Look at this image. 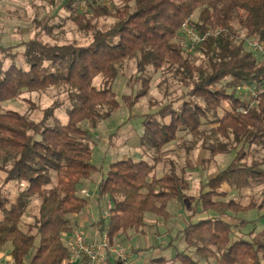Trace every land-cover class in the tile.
<instances>
[{
    "label": "trees",
    "instance_id": "obj_1",
    "mask_svg": "<svg viewBox=\"0 0 264 264\" xmlns=\"http://www.w3.org/2000/svg\"><path fill=\"white\" fill-rule=\"evenodd\" d=\"M44 2L53 15L48 13L35 38L11 47L0 40V251L9 249V260L17 264H71L67 242L90 206L80 188L99 170L92 163L90 134L120 109L114 84L129 67L131 106L149 94L158 74L157 87L165 90L160 109L143 117L141 149L159 154L178 142L188 156L200 148L209 153L201 161L204 170L217 155L232 160L201 183L196 196L190 195L189 163L178 170L171 161L170 171L159 177V157L153 165L143 157L112 162L97 187L96 202L105 205L94 224L99 233L108 230L115 246L131 232L144 234L147 217L167 222L171 206L187 201L196 210L177 237L185 251L172 261L264 264V94L246 90L264 85V52L258 48L264 46V0ZM103 19L114 22L101 24ZM68 21L87 38L85 44L43 40ZM186 23L198 43L185 35ZM50 90L65 100L56 96L39 110L40 120L2 107ZM246 190L260 192L262 201L254 193L244 204ZM33 199L39 200L38 214L26 224ZM250 211L257 216L239 217Z\"/></svg>",
    "mask_w": 264,
    "mask_h": 264
},
{
    "label": "rangeland",
    "instance_id": "obj_2",
    "mask_svg": "<svg viewBox=\"0 0 264 264\" xmlns=\"http://www.w3.org/2000/svg\"><path fill=\"white\" fill-rule=\"evenodd\" d=\"M82 8L85 9V4L82 5ZM53 10L52 6L46 4L44 0H0L1 44L4 47H11L26 42L31 38H35L39 32L37 28L40 27V25L42 26L46 21L48 22V13L53 15ZM66 14L67 13L62 12L61 15L62 17H66ZM113 22L114 21L111 19H103L101 24H112ZM41 37H43V40L46 42H54L55 38H58L63 42L77 40L82 45L86 43L87 39L84 34L78 31L76 25L70 21H68L64 27L56 28L50 38L45 34ZM19 50H22V48H19ZM192 50L193 49L190 51ZM125 72L126 75L119 76L114 84V91L121 105L120 109L111 118L103 121L96 130L92 131L89 138L93 149L92 163L99 170L92 174L89 179L82 182L83 187L80 188L79 194L82 197L90 199V206L84 213L87 214L88 221L83 225L79 224V227L76 229L88 238H91L89 234L95 231L94 226H91V222L95 220V215L100 219V217H102L101 210L103 211V208H105V205L101 206V208L99 207L96 202V193L99 182L102 180V177L105 176L112 162L128 158L138 159L143 157L144 161L153 165V159L159 157L161 158V162L157 164L156 169L157 176L159 177L165 174V172L167 173L170 171L168 164L171 163V161L176 164V169L178 170H180V167L185 163H189L190 167L187 169L189 171L187 176L192 182L190 195L196 196L200 184L206 182L209 176H213L218 171L225 169L232 160V156L217 155L214 159L212 158V160L209 161L210 168L204 170L201 161L207 160L209 158V153L200 148L192 151L188 156L183 150L178 149L180 145L178 142L165 146L159 154H155L151 150L141 149L140 137L143 134V117L147 114L155 113L160 109L159 102L165 101V90L158 89L157 87V84L161 82V75L158 74L151 84L149 94L141 98L136 105L131 106L134 93V80L132 77L134 76V71L128 67L125 69ZM101 82L102 80L99 79L97 85ZM56 96L61 101L65 100V97L60 95L57 90H50L46 93L25 94L22 100L4 104L2 107L30 114L35 120H40L42 114L39 113V110L50 107L55 101ZM154 102L156 105L153 104ZM32 104H34V108H32ZM35 106L37 107L36 109ZM156 106L159 107L157 108ZM58 114L60 116L64 115L62 111ZM184 139L187 142H194V139L189 136ZM0 176L1 187V180L4 175L0 174ZM13 187L14 186L10 185L6 191L12 190ZM254 193L256 195L255 199L261 202L263 198L260 192L256 193V191L251 190H246L242 193V202L244 204L249 203V197ZM238 197H240V195H238ZM101 202L104 203V201ZM184 205L183 207V205L173 204L170 209L172 217L167 222H163L153 216L147 217L148 226L144 228V234L140 232H131L127 234L126 240L122 241L120 238L115 246L129 248V254H132V248H139L140 250H146V248H148V250L141 253L139 252V254L135 256L133 259L134 264H160L156 261H151L159 257L169 261L167 263L163 262L162 264H181L180 258L172 261L178 253L184 252L186 248L181 237L177 239L179 236L178 232L184 229L187 218L196 210L193 207L194 204L187 201ZM38 206L39 200L33 199L28 209V216L24 220L26 224L34 223V216L38 214ZM249 215L251 214L240 213L239 217L247 218ZM249 231L250 227L246 228L243 232L247 233ZM128 239L129 242L127 241ZM170 242L173 243L170 248L155 254L157 251L155 249L167 246ZM8 250L6 249L3 252L0 251L1 263L9 259L7 256ZM133 257L134 256H131V258ZM262 260L264 262V255ZM210 263L216 264L214 260H211Z\"/></svg>",
    "mask_w": 264,
    "mask_h": 264
},
{
    "label": "built area",
    "instance_id": "obj_3",
    "mask_svg": "<svg viewBox=\"0 0 264 264\" xmlns=\"http://www.w3.org/2000/svg\"><path fill=\"white\" fill-rule=\"evenodd\" d=\"M182 29L192 44L199 42L200 38L187 23L182 26ZM258 48L264 52V46H259ZM246 90L252 96H258L264 94V85L261 88L249 87ZM104 215L109 217L108 213ZM98 236H100L99 239L90 240L82 232L75 230L67 242L70 250L69 262L71 264H118V262H120L119 264H132L129 248L111 246L108 230ZM0 264L17 263L8 259L5 263L0 262Z\"/></svg>",
    "mask_w": 264,
    "mask_h": 264
},
{
    "label": "crops",
    "instance_id": "obj_4",
    "mask_svg": "<svg viewBox=\"0 0 264 264\" xmlns=\"http://www.w3.org/2000/svg\"><path fill=\"white\" fill-rule=\"evenodd\" d=\"M250 198V197H249ZM257 212H255V211H250L249 213H247V214H251V215H249L247 218L249 219V218H253V217H255V216H257V214H256ZM192 214V213H191ZM190 214V215H191ZM189 215V216H190ZM80 217H82V218H80ZM78 219H77V222H78V227H79V224L80 225H83L85 222H87L88 221V218H87V214H84V215H82V216H80ZM87 218V219H86ZM247 218H245V219H247ZM80 219V220H79ZM98 217L95 215V220L93 221V222H91V226H94V230L95 231H92L89 235H90V237L91 238H89L90 240H94V239H99L100 238V236H98L100 233H99V231H98V229H97V227L94 225V224H96L97 222H98ZM183 230V229H182ZM181 230V231H182ZM180 232V231H179ZM179 232H178V234H179ZM168 246V245H167ZM167 246H164V247H167ZM163 247V248H164ZM171 247V246H170ZM169 247V248H170ZM133 249V248H132ZM131 249V250H132ZM139 249V248H138ZM146 249H148V248H146ZM155 250H157L156 251V253L155 254H158V253H160L159 252V248L158 249H155ZM131 256H134L131 260H132V263L134 262L133 261V259L135 258V256H137V255H132V254H130ZM0 258H1V256H0ZM7 261V260H6ZM5 261V262H6ZM4 262V263H5ZM134 264V263H133Z\"/></svg>",
    "mask_w": 264,
    "mask_h": 264
}]
</instances>
